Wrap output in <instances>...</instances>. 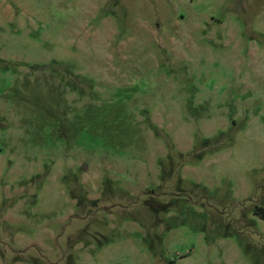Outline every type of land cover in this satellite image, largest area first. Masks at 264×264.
Instances as JSON below:
<instances>
[{"label": "rangeland", "instance_id": "1", "mask_svg": "<svg viewBox=\"0 0 264 264\" xmlns=\"http://www.w3.org/2000/svg\"><path fill=\"white\" fill-rule=\"evenodd\" d=\"M0 264H264V0H0Z\"/></svg>", "mask_w": 264, "mask_h": 264}]
</instances>
